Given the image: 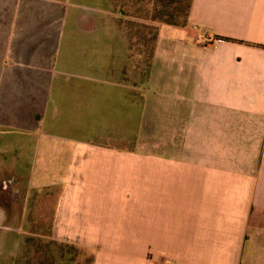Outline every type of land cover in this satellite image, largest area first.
Returning <instances> with one entry per match:
<instances>
[{"label":"crops","instance_id":"crops-1","mask_svg":"<svg viewBox=\"0 0 264 264\" xmlns=\"http://www.w3.org/2000/svg\"><path fill=\"white\" fill-rule=\"evenodd\" d=\"M119 17L114 0H0V192L24 193L20 213L18 190L0 201V264L30 193L54 195L52 239L94 264H264V0L145 22L148 65Z\"/></svg>","mask_w":264,"mask_h":264},{"label":"trees","instance_id":"trees-1","mask_svg":"<svg viewBox=\"0 0 264 264\" xmlns=\"http://www.w3.org/2000/svg\"><path fill=\"white\" fill-rule=\"evenodd\" d=\"M138 2L143 5L140 9V15L134 13L135 17L133 16L130 21H124L122 17H119L118 25L126 29L130 47L134 50V54L140 52L142 62L148 65L153 56L158 26L146 24L145 22L153 21L174 26H186L194 0H138ZM114 4L118 12L117 0H114ZM145 34H149L148 43L151 44L149 47H147V35ZM142 37H144L143 40ZM215 39L241 42L223 36H215ZM134 41H136V44L133 43ZM140 45L146 50H137L136 47ZM143 53L145 54L143 55ZM34 209L35 202L32 199L28 208L29 213H32ZM51 229L52 220L49 227L44 231H38L37 229L27 231V228L24 227L26 233L30 235L24 236L20 253L15 258L14 264H82L77 258L81 253V249L75 245L53 240ZM45 238L48 240H45ZM94 260L95 256L91 254L85 264H94Z\"/></svg>","mask_w":264,"mask_h":264},{"label":"rangeland","instance_id":"rangeland-1","mask_svg":"<svg viewBox=\"0 0 264 264\" xmlns=\"http://www.w3.org/2000/svg\"><path fill=\"white\" fill-rule=\"evenodd\" d=\"M137 2H138V0H117V4H118L117 6H118V10H119L118 14L120 17H122L124 19V21H130V19H133L132 17L134 16V13H135V15L136 14L140 15V9H142L143 5L141 3L139 4V2L138 3ZM120 10H121V12H120ZM145 35H147V34H145ZM148 35H147V39H146L147 47H149L151 45L150 43H148V39H149ZM141 39L143 40L144 37H142ZM133 43L136 44V41H134ZM137 45H138V43H137ZM140 46L136 47L137 50L138 49H140L141 51L146 50V48H144L142 46L140 47ZM136 48H135V50H136ZM144 54L145 53H143V55ZM147 140H148V138H144L145 143H143V144L147 145L148 144ZM1 181L2 180H0V183H1ZM13 190L16 191L18 189L15 190V188L9 187L7 190H3V192H0L1 204H3V205L5 204L6 206L11 204V203H9V198H11V194H13ZM14 194H15L16 198L19 200L13 204L16 207L15 213H20V209H21L20 208V205H21L20 199L22 198L24 193L22 191L18 190V192H14ZM43 194H45V193H43ZM43 194L42 193L41 194L30 193V197L32 199H34V202H35V209L33 210L32 213L27 212L28 216H26L23 219V222H24L23 225L25 228H27V231H32L35 229H37L38 231H44L50 225L51 210H52V204H53L52 201H53L54 195L46 194V196H48V197H46ZM45 197L48 198V200L44 201ZM9 220L17 221L20 219H17L16 217H12ZM1 221L4 222L3 218H0V225L2 223ZM27 235H30V234L25 233L23 235V238H24V236H27ZM23 238L21 239V243L23 242ZM35 238H36V236H35ZM45 240H48V239L45 238ZM80 252L81 253H80L79 257H77L78 261H80V263H82V264H85L86 260L89 258V255H91L92 253L89 251H86V250H82V249Z\"/></svg>","mask_w":264,"mask_h":264}]
</instances>
